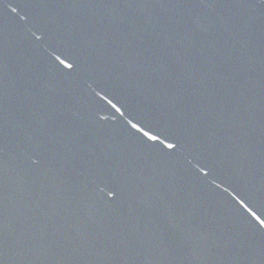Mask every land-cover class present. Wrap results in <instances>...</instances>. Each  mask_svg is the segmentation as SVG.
Listing matches in <instances>:
<instances>
[{
    "label": "water",
    "instance_id": "water-1",
    "mask_svg": "<svg viewBox=\"0 0 264 264\" xmlns=\"http://www.w3.org/2000/svg\"><path fill=\"white\" fill-rule=\"evenodd\" d=\"M0 264H264V0H0Z\"/></svg>",
    "mask_w": 264,
    "mask_h": 264
},
{
    "label": "snow or ice",
    "instance_id": "snow-or-ice-1",
    "mask_svg": "<svg viewBox=\"0 0 264 264\" xmlns=\"http://www.w3.org/2000/svg\"><path fill=\"white\" fill-rule=\"evenodd\" d=\"M170 147H171V145H170Z\"/></svg>",
    "mask_w": 264,
    "mask_h": 264
}]
</instances>
